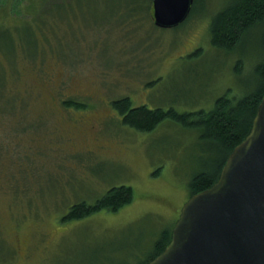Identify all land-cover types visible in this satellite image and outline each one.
<instances>
[{"label": "rangeland", "instance_id": "obj_1", "mask_svg": "<svg viewBox=\"0 0 264 264\" xmlns=\"http://www.w3.org/2000/svg\"><path fill=\"white\" fill-rule=\"evenodd\" d=\"M39 1L14 0L9 12L0 0V76L14 90L31 84L36 98L14 121L35 130L0 131V264H142L216 153L170 119L146 132L124 125L111 102L194 113L241 98L257 85L260 35L232 51L211 45V18L231 0H197L166 29L153 23L152 0ZM120 185L133 198L117 211L61 221Z\"/></svg>", "mask_w": 264, "mask_h": 264}, {"label": "trees", "instance_id": "obj_2", "mask_svg": "<svg viewBox=\"0 0 264 264\" xmlns=\"http://www.w3.org/2000/svg\"><path fill=\"white\" fill-rule=\"evenodd\" d=\"M50 1L52 0H40L38 4L44 9ZM13 2L14 0H6L3 7L11 12ZM129 2L131 5L136 0H129ZM196 3L197 0H193L190 14L194 13ZM256 31L260 35V48L263 50L264 0H231L211 18L210 43L214 48L232 51L245 39L246 34ZM254 71L257 85L252 91L238 99L229 98L227 95L218 97L210 110L178 113L173 109L148 108L144 105L132 106L128 97L113 100L111 105L121 116L124 125L141 132L151 131L164 119L173 120L198 131L199 140L209 145L210 150L216 153V158L207 163L202 170L193 174L189 182V197H191L217 181L225 160L251 129L252 120L264 93V50L260 60L255 64ZM14 76L21 81L19 74ZM5 80L6 76H0V131L22 132L25 126L21 129L16 128L15 117L23 121L27 118L26 113L22 114V110L26 109L23 102L27 100V96L28 99L35 98L34 89L31 84H25L27 88L23 91L7 88ZM28 90L29 95L26 93ZM63 105L84 107L73 100H65ZM27 113L29 114L28 111ZM7 116L13 118L8 126L4 124V117ZM30 128L33 127L28 123L25 129ZM2 161L0 153V164ZM132 198L133 191L130 186H114L92 203L82 200L71 205L61 217V221L79 220L100 210L117 211L123 205L128 204ZM170 239L171 230L163 231L153 244V254L142 264H148L158 256L169 244Z\"/></svg>", "mask_w": 264, "mask_h": 264}, {"label": "water", "instance_id": "obj_3", "mask_svg": "<svg viewBox=\"0 0 264 264\" xmlns=\"http://www.w3.org/2000/svg\"><path fill=\"white\" fill-rule=\"evenodd\" d=\"M192 4L152 0L154 25L178 26ZM148 264H264V93L217 181L182 206L169 244Z\"/></svg>", "mask_w": 264, "mask_h": 264}, {"label": "flooded vegetation", "instance_id": "obj_4", "mask_svg": "<svg viewBox=\"0 0 264 264\" xmlns=\"http://www.w3.org/2000/svg\"><path fill=\"white\" fill-rule=\"evenodd\" d=\"M190 198V197H189ZM181 211V210H180ZM179 214H180V212H179ZM178 219V218H177Z\"/></svg>", "mask_w": 264, "mask_h": 264}]
</instances>
